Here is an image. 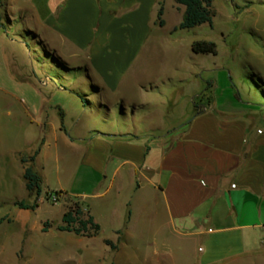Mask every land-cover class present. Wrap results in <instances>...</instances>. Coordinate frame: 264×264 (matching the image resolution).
<instances>
[{
    "label": "crops",
    "instance_id": "1",
    "mask_svg": "<svg viewBox=\"0 0 264 264\" xmlns=\"http://www.w3.org/2000/svg\"><path fill=\"white\" fill-rule=\"evenodd\" d=\"M25 1L30 5L19 14L26 12L35 22L36 38L41 36L48 47L59 41L55 52L72 62L79 57L86 62L100 106L97 112L104 111L105 122L114 126L101 129L92 124L88 132H97L92 137L73 135L77 123L68 126L63 107H56L52 116L46 106L36 112L23 106L22 115L41 133L27 142L35 144L29 153L14 149V157L3 158L0 172L20 163L23 174L31 165L42 177L43 192L54 174L55 191L62 192L65 202L62 217L67 200L77 197L100 226L99 233L105 227L113 252H120L128 240L145 243L148 235L157 243L165 234L163 228H172L181 246L172 256L156 250L160 264L165 258L185 264L188 256L182 243L193 237L217 242V234L235 231L244 243H264V105L250 95L233 106L210 96L209 103H194L197 113L184 125L158 136L144 133L135 127L139 120L112 116L119 105L126 113L120 88L152 33L158 0H46L37 5ZM7 8L10 27H15L18 13ZM37 149L33 162L17 157L33 155ZM61 150L67 153L61 155ZM76 156L75 168H64L68 180L63 181L60 159ZM248 230L260 237L245 234ZM161 240L166 245L169 241ZM201 249L195 257L198 264L205 258Z\"/></svg>",
    "mask_w": 264,
    "mask_h": 264
},
{
    "label": "rangeland",
    "instance_id": "2",
    "mask_svg": "<svg viewBox=\"0 0 264 264\" xmlns=\"http://www.w3.org/2000/svg\"><path fill=\"white\" fill-rule=\"evenodd\" d=\"M33 2L45 4L46 0ZM160 2L164 6L162 19L166 21L163 26L158 21ZM7 5L18 13L15 27H10L7 19ZM27 5L30 2L25 0H5L0 4V162L6 156L14 157V149L29 153L35 144L27 142L41 133L27 115H22L23 106L33 112L46 106L52 116L56 107H63L68 126L77 123L73 135L92 137L97 134L88 132L92 124L101 129L114 126L105 122L104 111L97 112L100 106L93 96L95 89L86 62L82 57L72 62L55 52L59 41L50 42V47L55 48L51 50L41 36L36 38L32 33L37 32L35 22L26 12L19 14ZM177 6L175 0H158L152 15V33L120 88L126 113L119 105L112 116L115 120H139L135 127L154 136L187 123L197 113L194 103H209L210 96L233 106L248 101L250 95L264 105V0H212V24L172 31L185 9L181 5L178 10ZM10 38L23 43H13ZM200 39L214 41L217 54L193 52L192 42ZM65 152L61 150V155ZM30 156L17 157L20 160ZM76 158L60 159L63 181L68 180L64 168L74 169ZM21 170L19 163L0 172V264H160L156 250L171 256L178 254L179 236L172 228H163L165 234L157 243L149 235L145 243L128 240L120 252H113V244L105 240V227L97 235H92L93 231L60 230L65 202L54 204L47 198V191L55 192L56 176H50L51 186L44 183L42 199L37 200L29 196ZM22 200L30 204L36 201L38 207L23 209L20 214L16 203ZM87 217L84 213L83 218ZM248 232L260 237L257 231L245 234ZM216 236L217 242L193 237L182 243L188 256H184L185 264H198L195 257L202 254L199 247L205 251L200 264H264V243H244L235 231ZM164 237L169 240L167 245L162 243ZM166 259L161 264H171Z\"/></svg>",
    "mask_w": 264,
    "mask_h": 264
},
{
    "label": "trees",
    "instance_id": "3",
    "mask_svg": "<svg viewBox=\"0 0 264 264\" xmlns=\"http://www.w3.org/2000/svg\"><path fill=\"white\" fill-rule=\"evenodd\" d=\"M177 4L183 5L185 11L183 14L182 21L175 29H191L196 26L210 23L212 24L214 11L212 7V0H175ZM2 0H0V4ZM164 13V6L160 2V9L158 12L159 25L163 26L165 24L162 15ZM192 51L195 53L202 54H217V44L212 40H194L192 42ZM195 107L198 104L195 103ZM39 149L28 158L22 157L23 163L33 162L36 159ZM23 177L25 180V187L29 196H35V199H39L43 193L42 187V177L36 172L31 165L25 167ZM58 194H62L61 191H55ZM50 192L47 191V198H49ZM22 209L35 210L38 207L37 202L27 203L24 200L17 202ZM83 204L81 202L73 203L69 206L67 211L63 214L62 221L64 225L60 226V230L74 231L76 233L86 232L92 235H97L100 231V226L93 222V219L88 216L86 219L83 218ZM48 222L45 223V226ZM107 243L111 244L110 241Z\"/></svg>",
    "mask_w": 264,
    "mask_h": 264
},
{
    "label": "built area",
    "instance_id": "4",
    "mask_svg": "<svg viewBox=\"0 0 264 264\" xmlns=\"http://www.w3.org/2000/svg\"><path fill=\"white\" fill-rule=\"evenodd\" d=\"M49 199H50L54 204H56V203H58V202L64 200L63 197H62V194H58V193H56V192H50V194H49ZM76 202H80V201H79V200H75V201H70L69 203L72 205L73 203H76ZM83 211H84V213H88V209H87V207L83 206Z\"/></svg>",
    "mask_w": 264,
    "mask_h": 264
}]
</instances>
